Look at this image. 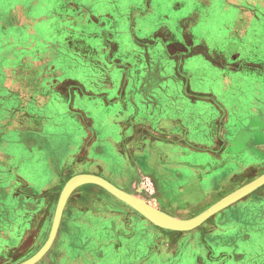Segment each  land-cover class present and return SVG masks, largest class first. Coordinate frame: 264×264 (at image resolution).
Instances as JSON below:
<instances>
[{
    "label": "rangeland",
    "instance_id": "374dc122",
    "mask_svg": "<svg viewBox=\"0 0 264 264\" xmlns=\"http://www.w3.org/2000/svg\"><path fill=\"white\" fill-rule=\"evenodd\" d=\"M36 1L0 0V54L7 58L13 54L24 56L18 65L15 62L4 68V78L0 76V97L8 98L5 103L0 99V135L12 141L0 146L1 151H6L5 157L0 156V170L10 178H23L38 191L36 196L27 195L25 186L17 180V201L0 198V264H22L44 246L70 178L96 170L117 178L126 167L117 144L122 131L120 120L126 122L133 116L139 120L144 116L140 89L149 60L160 63L163 75L168 76L169 82L163 86L173 95L171 104L165 106L158 88L153 96L158 97L155 106L159 105L156 107H161L172 121L175 138H169L163 129L157 138L144 139L155 143L154 149L147 151L152 153L148 156L154 159L153 181L159 187L152 186L147 174L140 172L137 179L143 178L146 185L133 184L129 193L188 220L264 175V0H76L89 6L98 22L90 19L92 24L84 25L79 14L73 16L71 11L62 19L85 26L75 30H86L84 36L59 28L57 18L62 15L55 11H32ZM45 18L53 20L42 21ZM161 30L171 33L169 41L154 37ZM187 32L192 42L186 41ZM15 34L16 41H9ZM70 34L72 39L67 41ZM21 36L25 38L18 40ZM39 40L48 43L41 44ZM79 40L101 54H109L113 66H124L120 70L112 67V80L107 83L111 87L104 90L103 76L97 74L105 66L91 63L94 71L67 56L66 66L76 67L74 76H70L94 89L96 96L88 95V87L74 79L69 83L81 86L74 101V92L64 87L59 94L53 93L49 105H27L26 98H34L37 92L30 87L23 89L20 78H28L34 69L23 54H41V50L53 57L67 54L76 51L73 43ZM172 42L178 43L173 49L178 56L169 55L167 44ZM46 45L53 50L48 51ZM188 54L194 55L185 59ZM35 63L39 65V61ZM126 78L129 82L123 84ZM2 87L10 91H2ZM190 87L196 92L185 97L191 92ZM15 92L23 93L25 101L9 98L8 94ZM148 100L155 102L153 98ZM72 104L92 118L95 137L89 136L80 117L69 115ZM24 106L28 115L48 116L32 149L18 143L17 138H10L12 133L7 134L9 109L25 112ZM41 136L48 144L43 146ZM60 173L63 184L52 186ZM88 184L94 183L80 185L70 195L56 240L36 264H109L101 260L105 242L114 245L112 259H124V264L156 263V259L151 261L154 253L160 255L161 264H186L192 257L194 264H200L206 256L215 254L201 244L224 230L217 223L231 224L234 214L264 210L263 184L193 229L160 226L159 247L140 258L134 257L136 251L127 240L135 239L142 232L141 227L130 233L122 227L126 224L136 228L131 217L139 211L104 187L95 184L94 189ZM98 187L110 196L97 192ZM96 195L103 204L95 203ZM259 220L264 224V219ZM241 232L240 227L234 230L235 234ZM68 246L72 247L71 257Z\"/></svg>",
    "mask_w": 264,
    "mask_h": 264
},
{
    "label": "crops",
    "instance_id": "0c3cea01",
    "mask_svg": "<svg viewBox=\"0 0 264 264\" xmlns=\"http://www.w3.org/2000/svg\"><path fill=\"white\" fill-rule=\"evenodd\" d=\"M51 7L52 5L45 6L46 10H50ZM88 16H89V22H88L89 25L92 24V22H90V19L92 21H98V19H96V17L93 15L92 10L89 12ZM165 32H167L168 36H166ZM170 34L171 33L168 30L167 31L161 30L159 32H156L154 37L161 38L164 42H166L165 38L167 37L170 39ZM189 38L192 39V36L189 32H187L186 41ZM167 47H168V44H167ZM49 55L50 54H40L39 65L31 70V72L27 76L28 78L26 77L23 79L20 78L21 80L24 81L23 89H26V87H30L32 89L34 88V90L37 92L34 98L33 97L26 98L27 101L25 103L27 105H32L34 107L36 104H37L36 106L38 105L44 106V104L49 105L51 101L50 98L53 96V93L54 95H55V92L59 94L60 88H64V87L70 88V89H67V91L74 92V97L71 99L73 101L75 98V93L76 92L81 93V86L78 85L79 87H75L69 83V81L71 80H74V79L78 80V78L72 77L74 76L72 74L75 73L76 68L66 69L63 66L62 62L59 60L60 54L56 55V58H57L56 61H53L52 56H49ZM121 68H119V70ZM69 71H73V72L68 74ZM112 73H113V69L111 68V73H110L111 76H112ZM129 74L130 72L128 73V77H130ZM144 75H145V69H144ZM33 76H35V78H33ZM30 77H32L33 79H31ZM38 77L40 79H38ZM124 78H125V75H124ZM141 80H143V77L141 78ZM16 81L17 80L14 79V82ZM78 81H80V79ZM127 82H129V78H126V80L123 81V84H126ZM168 82H169L168 79H166V81L163 84H161V86L158 87L157 89L159 91V94H158L159 98H163L165 100L166 107L169 106L171 104L170 101L173 100V95L171 91L169 90V88H164L163 86ZM80 83L82 82L80 81ZM82 84L88 87V95L92 97L96 96V94L94 93V89H91L86 83H82ZM104 88H105L104 90H107V88L109 87H104ZM194 92L196 91L191 89V92L185 95V97H189V95H192ZM121 93H123V91H121ZM19 95L22 98V102H23L24 100L23 93L22 94L19 93ZM104 95L106 97L107 93H105ZM141 96H142L141 103L144 109L142 110V115L144 116L140 117L139 120H137L134 116L131 118H128L126 122H124L123 120H120L122 131L119 132L120 142L117 144H118L119 152L122 154V156L124 157L126 161V167L121 171L120 175L117 178L111 175L106 176L102 174L100 170L90 171V172H81V173H91V174L102 176L105 179L112 182L114 185L118 186L119 188H122L126 190L127 192H131V190L128 188L132 187L133 184L136 185L139 182V185H142V186L146 185V180L144 181L143 178L142 180L137 179L138 174L140 172H143L147 174V179H149L148 182L151 183L152 186L157 185L159 187V184L157 183L155 184L153 181L154 180L153 177L155 174L152 173V170L154 169V167L152 169L151 166L153 165L154 159L148 156V155H152V153L150 151H147V149L149 150L154 149L155 143H153V141L146 142L144 139L151 140V139L157 138L158 135L156 134L161 133L163 129L167 130V133H168L167 136L169 138L170 137L175 138V133H173L172 131V129H174L175 127L173 123H171L172 121L166 118L165 114L163 113L164 111L160 109L161 107H156L159 105L155 106L156 99H158V97L156 98L153 96V99L155 100V102L153 103L152 100L145 99L142 94ZM151 102L153 103V105ZM23 108H24L23 111L25 112L20 111L19 113H16L13 111L11 115H8L9 119L7 121L8 123L7 122L6 123L10 125H9V128L7 129L8 131L7 134L12 133L13 136L10 138L15 137L17 138L16 140L18 143L22 142L32 149L34 146L33 144H37L36 141L37 139H39L38 133L46 125L48 116L39 115V114L37 115L36 113L28 115L27 106H24ZM70 108H71L70 111H68V113H70L69 115L73 117L75 116L80 117L85 124L87 133L89 134V136L91 138L95 137L94 129L92 127L93 120L92 118L88 116L89 114L85 111L74 108L73 104H72V107ZM60 115L63 116L64 118L67 117V114H64V115L60 114ZM220 132L222 133V131ZM41 139L44 142L43 146L45 143L48 144V141L46 138H43V136H41ZM105 140L108 141L109 138L106 137ZM10 143H12V141L11 140L9 141V137L5 136V139L1 141L0 146H4ZM98 149L101 150V147H99ZM5 153L6 151L0 150V156L5 157L4 155ZM8 156H9V159H11V156L10 155ZM11 169H10V172H11ZM5 173H6L5 171L0 170V198L2 197L12 198L13 202L17 201L16 191H18L17 188L19 187L18 184H16L17 180L21 181L20 185L25 186V188L27 187L30 189L31 194L29 196L31 197L36 196L35 194L32 193L31 189L35 190L36 193L38 191L33 186H31L29 182H27L26 180H24L23 178L19 176H16V177L12 176L11 178H13L14 180L10 182L11 178ZM61 177H62V173H60L58 177V182L56 184H52V186L62 185L64 182V179H61ZM1 192H2V195H1ZM168 198L169 196L168 197L166 196V199L170 201ZM147 202L149 203V201ZM152 206L154 205L152 204ZM168 214L171 215L170 212H168ZM134 216H135L134 217L135 221L138 224L139 223L141 224L139 225L142 229V233L146 234L148 237H152L156 242L160 240V230H159L160 226L156 225L153 221H151L149 218H147L140 212H138L137 214L135 213ZM249 226L252 229L250 227H249L250 230L246 228L244 229V233H243V235H245L244 239H242V237L238 235L235 236L234 234H233V237L230 238L232 239V245H231L232 260L231 261L224 260L222 262L223 264H230V263L231 264H264V243L262 242L264 241V232L257 231L258 227H253L251 225ZM246 232L249 234H247ZM226 237H230V236L224 233L223 238H226ZM261 237H262V240L258 242L257 239L258 238L261 239ZM260 242H262V244ZM224 246L225 244L223 245L217 244V249L219 250L221 248L223 251V254H224V249H225Z\"/></svg>",
    "mask_w": 264,
    "mask_h": 264
},
{
    "label": "trees",
    "instance_id": "16d2710c",
    "mask_svg": "<svg viewBox=\"0 0 264 264\" xmlns=\"http://www.w3.org/2000/svg\"><path fill=\"white\" fill-rule=\"evenodd\" d=\"M52 4H53V6L54 5L55 6L54 7L52 6L51 9L48 11H55L59 15H62L60 17L61 20H59L60 18H57L58 19L57 22H60V24L63 23V25H61V26H60V24H58L59 28H62L63 30H66V29L70 30V31H72L78 35H83V33L86 34V30L83 33H77L76 32V31H79L80 28L81 29L85 28V26L81 25L80 23L71 22L67 18L62 19V17L64 15L65 16L70 15L69 11H71L73 16H75L76 13L79 14V19H80V17L82 18V19H80L82 24L87 25L89 22L88 14L91 11L89 6L81 3V1H79V3H78V2H76V0H37L35 2V5L31 8H33L32 11H38L40 9H44V11H45L46 10L45 6L46 5L51 6ZM35 19H38V18L35 17ZM44 20L49 21V20H53V19H50V18L49 19L48 18L42 19V21H44ZM77 21H79V20H77ZM49 22H51V21H49ZM165 34H166V36H168L167 32H165ZM15 37L13 36L12 40H9V41L15 42L17 39L16 34H15ZM22 37L25 38V36H21L18 40L24 39ZM32 37H33V35H32ZM71 39H72V36L70 34V36L67 38V41H70ZM165 40L167 42V41H169V38L166 37ZM45 41L46 40L40 42V40H39V43H41V44L48 43L47 41L46 42ZM189 41L192 42L193 40L191 38H189L187 40V42H189ZM73 44H74V49H76V51L75 50L69 51V52H66L67 54H60V56H59V60L62 62L63 66L66 69L76 68L75 66L74 67H67L66 66V63L64 62V60L67 58V56L72 57V59H75L76 64L80 63V64L84 65V67L86 66L87 68H89L91 70H94V68H92V66L90 67L91 63H98L102 66H105L104 70L99 71V73H97V74L103 76V79L105 82L103 81L101 83L106 84L105 87H111L107 84L110 80H112V77L110 75L111 68L112 67H113V69L114 68H121L123 66L122 65L113 66V62L111 61L109 54H107L106 52H104V54H101V52L98 49H94L90 46H87V44L84 40H79L77 42H74ZM175 44H178V43H176V42L168 43V47H167L169 50V53H170L169 55H171L172 57L178 56L177 54H174V52H173ZM47 46L48 45H46V49H47ZM51 50H53V48L48 46V51H51ZM92 51L95 54H91ZM40 53L43 54L44 53L43 50H41ZM23 55H25L29 58L30 64H32V67L35 68L36 67L35 62L39 61L40 54H23ZM56 55L57 54H54V57L52 56L53 61H56V59H57ZM190 55H192V54L186 55L185 59L187 57H189ZM19 56H21V57H19ZM4 57H5V54H2V55L0 54V76H3V74L5 73L4 68H6V66L12 65L13 63L17 62L18 60L21 61L24 59V56L22 57V54H13L11 57H8V58L7 57L4 58ZM92 59H93V61H92ZM17 65H18V62H17ZM163 71H164V67L160 63L158 64L155 62H151L149 60L148 66L145 67V75L143 77L142 84H141L142 86L140 89L141 94L143 95V97L145 99L153 98L154 89L160 87L161 84H163L166 81L168 76H164ZM3 78H4V76H3ZM38 79H40V78L38 77ZM3 88L4 87L1 88L2 91H8V92L10 91V89L5 90V88L4 89ZM33 90H34V88H33ZM8 95H10L9 98H13V100L17 99L19 102H20V100L22 101V98L20 97L18 92H15L14 94H8ZM31 97H33V96H31ZM0 99H1V102L5 103L6 99H8V98L7 97L6 98L0 97ZM4 106H5V104H4ZM13 111H14V109H9L8 115H11V113ZM0 132H1V130H0ZM4 139H5V137H2L0 135V143ZM88 185H90L91 187H94V189L97 188V186L94 184H88ZM98 189L99 190H97V192H104L106 194V197L110 196L109 193H107L105 190L101 189L100 187H98ZM31 191L33 194H36L35 190L31 189ZM25 192L28 193L27 195L31 194L30 189L27 187H26ZM22 197H23V195H22ZM94 201H95V203L103 204L102 201H100L99 198H97V195L94 196ZM106 201L110 202V200H108V199H106ZM234 213H236V211H234L233 214ZM134 217H135L134 215L131 217L132 218L131 223L134 226H136V228L133 227L131 229L130 226H127L125 224L122 226L124 228V231L130 233V231L132 232L133 229L139 230L138 227H140V225L135 221ZM259 218L262 220L264 219V210H262V211L260 210L259 212L247 211V212H245V214H241L240 216H236V214H234V216L232 217V223L231 224L221 225V224L217 223V226H219V227L222 226L224 230L222 232H218V234H216V235L214 234L213 236H209L210 238L207 237L206 243L202 242V244H201L202 248H207L209 251L212 249L215 254L213 255V257H210V258H207L209 256H206V258H204L205 260H203L200 264H223L222 262L224 260L225 261L226 260L231 261L232 260V249H231L232 239H230V238H232L233 234H234L235 236L238 235V236L242 237V239H244L245 238V235H243L244 229L245 228L249 229V227H250L249 225H251L253 227H258L257 231H260V232L263 231L264 232V224L259 220ZM249 222H252V223H249ZM236 227H240V229H243V232H241L239 234H235L234 230L236 229ZM99 233H101V232H99ZM224 233H226L230 237L223 238ZM247 234H249V233H247ZM139 235L135 239L127 240V241H131L133 249L136 251L134 257L140 256V258H141L150 252L154 253V251H156V249L159 247L158 244H159L160 240L156 242L152 237H148L146 234L142 233L141 231H140ZM208 235H210V234H208ZM202 237H203V235H202ZM217 244H219V245L225 244L224 254H223V251L221 248L219 250L217 249ZM70 246H68L69 249L67 248V252L71 257V256H73V254H72V249H71L72 247H70ZM112 246H114V245H112V242H110V243L105 242L104 248H102V249H104L103 250L104 256L102 257L101 260L104 261V263L109 261V264H124L123 262H121V260L125 261L124 259H120V260L112 259L114 257L112 255V252H113ZM155 254L156 253H154V257L151 258V261L156 259V263H153V264H161L160 255L159 254L155 255ZM134 257H133V259H134ZM55 259L59 260L60 258L55 257ZM61 260L63 262V259H61ZM195 262H196V260L192 257V258H190L189 262H187L186 264H194ZM106 264H108V262ZM149 264H151V262Z\"/></svg>",
    "mask_w": 264,
    "mask_h": 264
},
{
    "label": "water",
    "instance_id": "95a60500",
    "mask_svg": "<svg viewBox=\"0 0 264 264\" xmlns=\"http://www.w3.org/2000/svg\"><path fill=\"white\" fill-rule=\"evenodd\" d=\"M85 183H94L104 187L111 194L115 195L116 197H118L119 199L130 205L131 207L138 210L141 214L149 218L158 226L173 230H187V229H193L201 225L205 220H207L215 213L226 208L227 206L236 202L247 193L263 185L264 175L250 182L249 184L243 186L242 188L236 190L235 192L225 196L216 204L209 207L207 210L203 211L201 214L197 215L196 217L188 220H184L172 216L158 209L157 207L152 206L144 199L136 197L131 193L119 188L118 186L114 185L112 182H110L109 180L105 179L102 176L91 173H79L67 181L62 191V194L58 202L55 218L53 221L52 229L46 243L36 254H34L31 258H29L27 261H25L22 264H36L51 249L55 241V238L57 236L61 219L63 216V212L70 195L72 194L75 188Z\"/></svg>",
    "mask_w": 264,
    "mask_h": 264
}]
</instances>
